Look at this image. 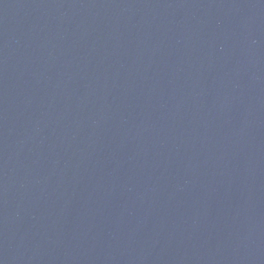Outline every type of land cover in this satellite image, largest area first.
<instances>
[{
	"label": "water",
	"instance_id": "obj_1",
	"mask_svg": "<svg viewBox=\"0 0 264 264\" xmlns=\"http://www.w3.org/2000/svg\"><path fill=\"white\" fill-rule=\"evenodd\" d=\"M0 264H264V0H0Z\"/></svg>",
	"mask_w": 264,
	"mask_h": 264
}]
</instances>
